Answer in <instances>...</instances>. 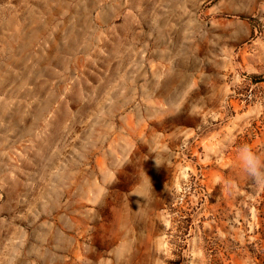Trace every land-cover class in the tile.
Returning <instances> with one entry per match:
<instances>
[{"label": "rangeland", "instance_id": "1", "mask_svg": "<svg viewBox=\"0 0 264 264\" xmlns=\"http://www.w3.org/2000/svg\"><path fill=\"white\" fill-rule=\"evenodd\" d=\"M183 237L181 264H264V0H0V264Z\"/></svg>", "mask_w": 264, "mask_h": 264}, {"label": "trees", "instance_id": "2", "mask_svg": "<svg viewBox=\"0 0 264 264\" xmlns=\"http://www.w3.org/2000/svg\"><path fill=\"white\" fill-rule=\"evenodd\" d=\"M177 198H179V197H177ZM175 203L176 202L174 200H169L167 202L168 207L174 213L175 218L177 220L178 219H183V218H181L182 214L180 212V209L178 207H175ZM189 231H190V226L187 225L184 234L187 235ZM184 237L183 238H179L181 240H175V241L171 242L172 245L175 247V253L179 256V261L175 262L174 264H181V257L183 256L184 250L187 248L188 243L186 242V239ZM169 263H171V262L169 261Z\"/></svg>", "mask_w": 264, "mask_h": 264}]
</instances>
